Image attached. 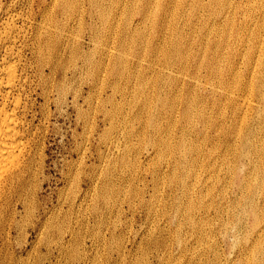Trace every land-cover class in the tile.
I'll use <instances>...</instances> for the list:
<instances>
[{
  "label": "rangeland",
  "instance_id": "374dc122",
  "mask_svg": "<svg viewBox=\"0 0 264 264\" xmlns=\"http://www.w3.org/2000/svg\"><path fill=\"white\" fill-rule=\"evenodd\" d=\"M1 1L8 4L12 0ZM14 1L12 9L24 15L27 12H38L43 7V19L50 0H45V4L42 0ZM74 1L72 21L65 29L70 34L68 38L72 45V64L69 62L66 65L68 68L64 81H61L60 75L54 77V83L62 82L64 89L50 93V104L47 107L43 96L38 94L39 88H36L32 95L35 104L28 114V118L39 128L37 159L40 164L35 184L39 183L40 189V215L43 219L47 216L54 225L58 223L62 230L57 231L54 226L53 231L48 230V234H51L50 246L42 245L39 253L33 252L28 256L29 261L36 264L34 259L40 257V264H241L240 260L245 255H239L238 246L232 245V237L228 235L234 229L233 223L243 220L245 213L242 206L235 207L233 223L225 222L228 221L226 213L222 215L227 228L217 229L215 212L211 210L209 213L212 218L204 223L208 227L199 230L204 224L200 225L197 218L196 223L192 222L186 211L187 200L194 198L189 192L191 187L194 188V178L186 179V189L168 182L169 179L163 175L153 181L151 172L157 170L160 161L154 158L152 150H149L151 157H146L145 150L150 149V146L146 141H141V131L146 127L150 133L155 131L152 112L157 113L158 120L161 118L163 124L160 126L161 132L167 131L168 126L174 123L173 130L177 138H170L171 145L183 134L187 149L195 150V144L201 142L203 156L214 159L226 148L222 138L219 141L216 136V132L227 126L223 121L226 113L228 116L225 118L235 124L237 133L243 128L240 120L247 119L244 126L247 142L244 144L239 138H229L237 150L232 156L235 158L232 166L233 181L228 184L232 186V193L238 192L241 184L237 178L241 164H245L248 169L244 171L254 175L255 186L260 189L257 194L260 196L261 191L264 192V42L255 46L248 39L251 36L264 39V8H259L260 0H157L156 7L152 2L147 9L145 0H125L126 7L116 11L117 16L110 26L106 25V21L112 17V13L106 6L112 3L111 0H103V7L89 3L88 0ZM133 6L138 10H132ZM2 16L4 13L0 14V18ZM31 18L26 19L25 29L31 23ZM172 41L180 43L183 52L178 55L169 54L167 60H163ZM214 42L217 48L215 55L220 65L215 64L211 69L201 50L206 45L210 48ZM121 49H124L123 61H126L127 70L123 75L120 70L122 77L116 78L118 76L113 73L110 65L114 63L113 56L115 58ZM66 50L68 52L69 49ZM211 51L214 52V49ZM210 57L211 54H208ZM137 71L139 76H136ZM36 84L34 82L32 87ZM186 101L187 105H193L191 115L194 122L191 124L182 119V113L187 110ZM201 110L205 111L202 114L213 119L209 126L212 128L208 127L203 142L200 132L203 126L196 122V116ZM165 112L169 113L168 117ZM225 154L229 156L230 152L226 151ZM197 155H193L194 160ZM174 163L175 154H172L168 163L166 160L162 162L160 173L167 172ZM217 166L220 169L211 173V179L209 177L207 180L210 187L212 181L221 178L217 187L212 189L211 200L215 198V202L221 201L222 188L225 187L222 179L231 169L229 163L222 166L218 162ZM202 175L203 179L208 176L204 172ZM98 186H106L102 189L106 190L103 193L108 198L103 201L98 197L95 204V193L100 192H95ZM203 192L206 190L203 189ZM232 193L229 195L234 196ZM141 197L147 205L141 204ZM204 199V205L211 201L207 197ZM193 200L202 205L199 196ZM71 201L72 208L68 209ZM223 201L224 204L229 203ZM165 203L170 204L169 207ZM94 206H97L96 209ZM176 220L181 223L178 225ZM193 223L197 228L192 226ZM29 227L26 226L27 229ZM207 228L211 230L209 236L202 237L208 231ZM225 229L229 233L226 234ZM179 235L184 243L179 242ZM41 237L40 242H45L46 230ZM244 239L242 236L241 241ZM35 240L36 234L31 232L28 243ZM165 254L171 255L167 259ZM25 256L24 251L22 257ZM254 261L251 263L259 264L257 260Z\"/></svg>",
  "mask_w": 264,
  "mask_h": 264
},
{
  "label": "bare ground",
  "instance_id": "6f19581e",
  "mask_svg": "<svg viewBox=\"0 0 264 264\" xmlns=\"http://www.w3.org/2000/svg\"><path fill=\"white\" fill-rule=\"evenodd\" d=\"M111 1H112V3H110L109 6H106L107 9H109V11L112 13V17L106 21V25H108V26H110L112 20H114L116 18V16H117L116 11L119 9L122 11L126 7V1L125 0H111ZM145 1H146V5H145L146 9L149 8L150 5H152V2H153L154 7L157 6L156 5L157 0H145ZM14 2L15 1L12 0L8 4H3L2 1L0 0V4H1L0 5V14L4 13V16H2L0 18V264H31V262L29 261L30 257H28V256L33 252H36V254L39 253V249L42 245H45V247H49L50 246L49 242H51V239H50L51 237L49 238V236L51 234H48V230L53 231L52 228L54 226V227H56L55 229L58 231V230H60L59 229L60 226L58 225V223L54 225L53 222H50L51 220H48L47 216L43 219L42 215H40V209L41 208H40V202L38 199V189H39L38 184L39 183L37 185L35 184V182H37L36 179H38L37 177L39 176L38 175L39 174L38 168H39V164H40L38 162V159H37L38 148H39L38 147V142H39L38 130H39V128L37 125H35L33 123L32 120H30L28 118V116H29L28 114L31 111L32 107H34V104H35V100H34V98H32V95L36 91V88H39L40 92L38 94L41 95V97L43 96L44 105L47 107L50 104V93L54 92V90H57V93H58L62 89H64V87L62 86L63 85L62 82L57 81V83H54V77L60 75V76H62L61 81H64V79L66 78V71L68 68V66L66 67V65H68L67 63H69V62L72 64V45L70 44V41H69L70 38H68L70 36V34L68 31L66 33L65 29H66L68 23L70 21H72V4L75 3V1L74 0H50L49 3H47L48 6H46L47 7V14L43 19H41V13H42L43 7L42 8L40 7L38 12L37 11H35L34 13L27 12V14L24 15V14H22V12H20V13L18 11L15 12V10L12 9V5L14 4ZM41 2H44V4L46 3L45 0H42ZM88 2L92 3V4L94 3L99 7L104 6L102 4L103 0H88ZM263 2H264V0H260L259 8L260 7L262 9L264 8ZM37 3H39V1H37ZM13 7H14V5H13ZM22 7H24V6H22ZM160 7H161V5L158 6V8H160ZM131 9L132 10H138L135 6H133ZM125 11H127V8ZM256 12H257V10H256ZM142 13L145 14L146 12H142ZM28 17H30V18L32 17L31 18L32 21H31V23L28 24V27L26 26L27 28L25 29L24 24H25V21ZM20 22H22L23 25L21 24V26H19ZM213 28H215V27H213ZM248 39L253 41L252 45H255V46L262 44L264 42V39L260 40L259 38H255L252 36L248 37ZM215 44H216V42L212 43L210 45V48L208 47V45H206L203 48V50H201L203 53V57L205 59L206 64L211 69L215 64H217V66L220 65L218 63V58L215 55L216 49H217L214 47ZM67 48L69 49L68 52L66 50ZM213 49H214V52L211 51ZM123 51H124V49H121L120 50L121 53L120 52L116 53L118 55L116 56V54H115V58L113 56V62L114 63L112 62L113 64L110 65L111 68L114 70L113 73H115L116 76H118L116 78L122 77V75L125 74L126 73L125 71L127 70L126 61H123V57H124ZM182 52H183V49H182L180 43L172 41L171 46L169 47L167 52L164 53L163 60H167L169 54H173V55L177 54L178 55V54H181ZM208 54H211L210 58H208ZM262 55L264 56V54H262ZM66 59H68V60H66ZM120 70L123 71L122 75L119 74ZM70 75H71V73H70ZM136 76H139L138 71L136 72ZM34 82H37L38 84H36L34 87H32ZM146 84H147V82H146ZM190 101L193 102L194 99L190 100ZM186 105H187V101H186ZM149 107L151 108V106H149ZM192 108H193V105H187L186 113H182V119H184L189 124L194 122L192 120V115H191ZM238 109H239V106H238L237 110ZM202 113H205V111L201 110L197 114L196 122L200 123L203 126L202 130L200 131L201 136H202L201 141L203 142L204 138H206V136L208 134V130L212 128L209 126H211L213 119L211 116H207V114H202ZM31 114H33V113H31ZM152 114L154 115V118H155V121H153V125L155 124V131L150 133V130H148L147 127L141 131L142 132L141 141H146L145 143L148 145V147L150 146L149 147L150 149L145 150L146 151V157H148V159L151 157V152L149 150H152L155 153L154 158H158L159 161L161 162V163L159 162L160 165H158L157 170H153L151 172L152 180L154 181L155 178L159 179V177L163 175L169 179V181H168L165 179V177H163V179H165L166 181H168L170 183L171 182L175 183L176 186L179 185L181 187V189H183V188L186 189L187 182H188V181L186 182V179L190 178V177L194 178V181H195L194 185H193L194 188L191 189L192 188L191 187L190 190H192V191L189 190V192L194 195V198L191 197L189 199V201L187 200L188 204H186L187 205L186 211L189 215L188 219H190L192 222H195V223H196V221L199 220V222H201L200 225H202L206 221L210 220L208 218H212V217H210L209 211L213 210L215 212L214 217L217 219V220H215V218H214V220H215L214 222L217 221L216 224H218L217 229L218 230L223 229L224 227H226V226H224L225 222H228V223L234 222L233 216H234V212H236L235 207L238 205L242 206L244 213H245L243 220H242V222L239 220L237 223H233L232 228H234V229H231L232 232L230 235H228V237L229 236L232 237V239H231L232 245L238 246L237 250H238L239 255H242V254L245 255L240 260L241 264H252L251 262H256V261H254V259L257 260L259 262V264H264V192L261 191L260 196L257 194V192L260 189L258 186H255V183L253 181L254 175L250 174V172H248V171L247 172L244 171V169L247 168L245 164H241V168H240L241 169L240 175L242 173H244L245 176H244V174H242V176L239 175L237 178L238 183L241 184L239 186L238 192L232 193V189H231L232 186L230 187L228 184V183H231L233 181L234 168H232V166H234L235 158H233L232 156H234V154H236V150H237V147H235L232 143L229 142V138H231L233 140L235 138H239L240 141L243 142L244 144L247 142V139H246L247 133L245 130L246 128H244L245 121L247 119L246 120H244V119L240 120V124H241V126H243V128H241L237 133L235 124L232 121H230L229 119L225 118L228 116V114L226 113L225 117H223V119H224L223 121L227 123V126L223 127L221 129V131L216 132L217 139H219V141H220V138H222L221 140L223 141V145H225L226 148L222 152L218 153L214 159H212V158H209V157L207 158V157L203 156V149H202V143L201 142L195 144V150L187 149L186 141H185L186 139H185V136L183 134L178 136V139L174 140V144L171 145L170 144V138L171 139H174V137H175V139L177 138L175 135L176 132H174V130H173L174 123L170 124V126H168L169 128L167 131L161 132L160 126L163 125L161 118L158 120L157 113L152 112ZM166 114H167L166 117H168L169 113L167 112ZM175 123H176V120H175ZM208 127H209V129H208ZM132 131H133V129L131 130V134L133 133ZM124 148H125V146H124ZM205 148H204V150H205ZM125 151H127V150H125ZM226 151L230 152L229 156H226V154H225ZM195 153H197L198 155H197L196 159L194 160L193 155ZM216 153H217V151H216ZM172 154H175V163H174L173 167H171V165H170V168L168 169V171L167 172L164 171V173L161 174L159 171V167L161 166L162 162L165 160H166V163H168V161H170V156ZM231 157H232V159H231ZM218 162H219V164H222V166H223V164L229 163L231 169L229 170L228 175H224V178L222 179V181L225 182V187L224 188L221 187L223 190L221 198H220L221 201L215 202L214 197H213L214 199L211 200L212 195H213V191H214V190L212 191V189H214V186L217 187L216 185L219 183L221 178L218 177L217 180L212 181V184L210 187H209V184L207 183V180L209 177H210L209 179H211V177H212L211 173L214 174V173H216V171L218 169H220L217 166ZM239 163H242V162L240 161ZM114 164H115V162H114ZM170 164H171V162H170ZM40 170H41V168H40ZM182 172H183V174H182ZM203 172H204V174H208L206 179H205V176L203 179V175H202ZM160 181H162V180H160ZM250 181H252V183H248ZM163 184H165V183H163ZM192 184H193V182H192ZM112 185H113V183H112ZM233 185H235L234 182H233ZM156 186H157V184H156ZM188 186H189V184H188ZM104 187H106V186H104ZM104 187L98 186V189H96L95 192H97L99 190H100V192L95 193L96 194L95 195V204L98 200V197L103 199V201L106 198H108L107 194L103 193V192H106V190L102 189ZM112 188L111 189L109 188V189L112 190ZM101 189H102V191H101ZM203 189L206 190L205 193L203 192ZM216 190H217V188H216ZM112 191H114V190H112ZM156 191H157V189H156ZM177 192H179V191H177ZM183 192H184V190H183ZM189 192H186V193H189ZM170 193L172 195L171 189H170ZM229 193L230 194L232 193L234 196L229 195ZM89 194H90V192H89ZM181 194H183V193H181ZM144 195H142V196H144ZM198 196L200 197V200H201L200 203L202 205L197 204L193 200V199H196ZM169 197L170 196H168V199H169ZM204 197L209 198V200H211V201H209V202L206 201L207 204L204 205L203 204V202H205ZM184 199H186V198H184ZM223 200H225V201L227 200V202H229V203L226 202L227 204H224ZM103 201H102V203H103ZM169 201H171V200H169ZM140 202L142 205H144V203L147 205V203L145 202V200L142 197H141ZM157 203H158V201L156 202V204ZM153 204L155 205L154 202H153ZM165 204H167V203H165ZM176 204H178V203H176ZM169 205H168V207H169ZM176 206L174 205V207H176ZM179 206L181 207L180 204H179ZM68 207H69L68 209L72 208V201H71V203L68 204ZM96 207L94 206V209H96ZM98 207L100 208V206H98ZM103 208H102V210H103ZM161 210H160V212H161ZM182 210H183V208H182ZM195 211H198V213L195 214ZM182 212H184V211H182ZM174 213L176 214L177 212H174ZM225 213L227 214L228 221L224 222L223 221L224 218H222V215H225ZM164 214H166V213L164 212ZM94 216H96V215H94ZM178 216H179V214H178ZM175 218H173V219H175ZM195 218H197V220ZM180 219H182V218H180ZM184 222H183V224H184ZM165 223H163V224H165ZM176 223H178V221ZM180 223H178V225ZM207 223H209V222H207ZM200 225H198V226H200ZM26 226L27 227L30 226L29 227L30 231H29V229L26 228ZM192 226H194V223ZM204 226H205V224H204ZM204 226H200L198 229L203 230V228H206V226L205 227ZM173 227H175V226H173ZM187 227H188V225H187ZM181 228L183 229V226H181ZM195 228H197V227H195ZM207 229H208V231L205 233L203 232L204 235L202 234L203 235L202 237H205L206 235L209 236L208 233L211 230H209V228H207ZM217 229H215V230H217ZM44 230H46V237L45 238L48 240L46 241V239H45V242L41 243L39 239L42 238L41 234L43 233ZM164 230H166V229H164ZM167 230H169V229H167ZM199 230H198V232H199ZM248 230H251V233H248ZM31 232H34L36 234L37 241L35 240L32 243H28L29 242L28 236H29V234H31ZM69 232H70V230H69ZM178 232H180V230L177 231V234H179ZM191 232H188V233H191ZM213 232H214V230H213ZM224 232L227 234V233H229V230L225 229ZM243 232H245V233L242 234ZM13 233H15V234H13ZM58 233H60V232H58ZM225 233H223V234L225 235ZM195 234H197V233L195 232ZM58 236H60V235H58ZM170 236H172V234ZM175 236H176V234H175ZM219 236H220V234H219ZM221 236H223V235H221ZM242 236H244L245 239L241 241ZM13 237L15 238V241H13ZM214 237H215V235H214ZM170 238H172V237H170ZM174 239H176V238H174ZM179 239H180V235H179ZM168 240H170V239H168ZM203 240H202V242H204ZM153 241H155V240H153ZM181 241H182V239H180L179 242H181ZM212 241H214V239ZM198 242L199 241H197V243ZM200 242H201V240H200ZM207 242H209V241L207 240ZM210 243H211V241H210ZM170 244L172 245V243H170ZM208 244L209 243H207V245ZM27 245L28 246L30 245L29 249H27ZM179 246H181V245H179ZM179 246H177V247L180 248ZM186 246L187 245H185V247ZM195 246H196V244H195ZM231 247H233V246H231ZM212 248H213V246H212ZM234 248H233V252H234ZM67 249H69V248H67ZM198 249H199V247H198ZM198 249H196V250H198ZM219 249L222 250L221 248H219ZM168 250H170V249H168ZM213 250H214V248H213ZM24 251L26 253V256L22 257V253ZM208 251H210V250H208ZM164 252L165 251L163 250V253ZM167 252L168 251H166V253ZM197 253H199V252H197ZM72 254H74V253H72ZM179 254H180V252H179ZM191 254H192V252H191ZM193 254H194V252H193ZM211 254H213V253L211 252ZM230 254L231 253H229V255H228L229 257H230ZM165 255H167V254H165ZM170 255L169 254L167 255V259ZM140 256H142V255H140ZM200 256H202L201 253H200ZM212 256H214V254ZM231 256H233V255H231ZM176 258L177 257H175V259ZM181 259H182V257H181ZM141 260H143V259H141ZM237 260H238V257H237ZM34 261L36 262V264H40V262H41L40 257H38L37 259H34ZM200 261H199V263H200ZM211 261H213V260H211ZM237 262L239 263V261H237ZM185 263H187V260ZM219 263H222V262H219ZM176 264H178V263H176ZM211 264H215V263H211Z\"/></svg>",
  "mask_w": 264,
  "mask_h": 264
}]
</instances>
